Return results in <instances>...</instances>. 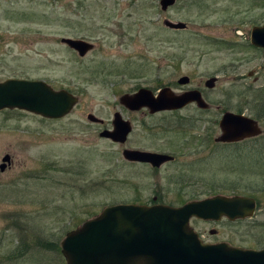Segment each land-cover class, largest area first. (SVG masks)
I'll use <instances>...</instances> for the list:
<instances>
[{"label":"rangeland","instance_id":"rangeland-1","mask_svg":"<svg viewBox=\"0 0 264 264\" xmlns=\"http://www.w3.org/2000/svg\"><path fill=\"white\" fill-rule=\"evenodd\" d=\"M248 2L177 0L164 12L160 0H0V79H42L78 98L60 120L20 110L0 113V165L6 155L13 160L0 170V264H66L60 245L68 233L106 207L150 204L159 195L176 204L214 191L260 197L262 205L253 219L234 225L225 220L193 224L207 241L260 243L255 237L263 230L264 189L250 188L260 180L248 176L241 147L215 144L214 138L221 135V108L148 117L124 113L133 125L130 147L162 148L167 137L179 144L183 138L192 140L183 149L191 154L180 155L176 164L159 171L126 162L120 146L100 137L106 126L111 128L121 96L140 88L157 93L163 87L179 92L196 86L199 71L217 59L210 55L202 64L195 63L211 51L212 38L206 35L217 33L214 25ZM166 20L183 22L187 29H168ZM62 38L83 39L95 48L81 58ZM178 57L187 58L180 63ZM222 59L219 68L230 57ZM251 68L250 63L242 70ZM187 77L189 84L180 83ZM260 78L223 81L218 93L225 89L228 95L219 100L227 110L259 119L264 75ZM89 114L105 125L90 123ZM200 136L212 141L195 154ZM21 253L17 261L11 258Z\"/></svg>","mask_w":264,"mask_h":264},{"label":"water","instance_id":"water-1","mask_svg":"<svg viewBox=\"0 0 264 264\" xmlns=\"http://www.w3.org/2000/svg\"><path fill=\"white\" fill-rule=\"evenodd\" d=\"M177 0H161L166 12ZM171 30L187 29L183 22L166 20ZM260 30L253 32V41L259 42ZM62 43L85 57L95 46L82 39L63 38ZM188 78H183L184 84ZM212 82V81H211ZM121 103L132 110L147 107L155 114L179 110L196 102L200 108L209 105L197 92L181 96L170 88H164L158 96L148 89H140L134 95H124ZM78 98L66 90H55L44 81L10 80L0 83V111L19 109L47 119L67 116L77 104ZM89 121L101 123L95 115ZM256 123L241 115L227 113L220 123L222 135L217 142L231 143L258 135ZM114 131H104L101 136L115 143H125L132 132L131 124L120 115L114 121ZM124 158L131 162L149 163L161 167L173 160L167 155L127 150ZM0 170H6L11 156L6 155ZM256 210L254 200L241 197L216 196L182 207L144 206L120 204L106 207L94 219L87 220L80 228L67 234L61 243L67 264H264V250L253 251L233 248L228 244H205L190 226L193 217L215 220L251 218Z\"/></svg>","mask_w":264,"mask_h":264},{"label":"flooded vegetation","instance_id":"flooded-vegetation-1","mask_svg":"<svg viewBox=\"0 0 264 264\" xmlns=\"http://www.w3.org/2000/svg\"><path fill=\"white\" fill-rule=\"evenodd\" d=\"M248 1L249 2L247 4L246 8H243L240 10L237 9L236 11L230 10V12L226 10V15L228 14V12H229V14L223 20L224 23L214 25L213 31H216L217 33H214L211 35H206V36H211L210 38H212V39L209 40L208 42L210 43L212 48H215V49L211 48L210 52H203L204 55H200L199 58L197 60H195V63H201V62L203 63L204 62L203 59L207 58L210 55L214 56L217 59H213V60L207 62V68H206L207 70L199 71L201 79L197 83L196 86H191V87H187V88L183 87V88H181L182 90H180L179 92H175L173 90V88H170V87H163V88L159 89L157 93H154L152 91L155 96H157L159 94L160 90H162L164 88H170L171 91L175 95H178V96H181V95L189 93V92H197L200 94L201 98L209 105L208 108H206V109L200 108L197 103L192 102V103L186 105L184 108L179 109V110L163 111V112H158V113L153 114V113H151V111L147 107L141 108L140 110H132L129 107H127L126 105H124L123 103H121V101L119 100L121 106H120V109L118 111L114 112V114H113V121H112L111 128L106 126L102 130L101 133H103L104 131H114L115 130L114 121L116 120L117 115H120V117L122 118L123 121L131 124L132 132H133L132 121L127 120L125 118L126 115L124 113H127L130 117L135 116V115H140L142 117H148L149 115L154 116V115L163 114V113L174 114L176 112H182V111H185V110L190 109V108H196L201 113H207L208 110L211 107H213V105H214V107H217L218 109L221 108V110H219V111H222V113L219 114L220 115L219 117H221V118L218 122V125H220V121L226 113H233L236 115H242L246 118L251 119L252 121H254L256 123L254 126H256L258 129V132H259L258 135L249 136V137H247L241 141L231 142V143L217 142V140L220 138V136H219L217 138H214V142L216 145H223L225 147L226 146H228V147L237 146L238 148L241 147L240 151H245V153L240 154L239 156L243 157L244 164L248 165V176L253 175V176H256L260 180V183L249 185L250 188L258 186V187H261L264 189V102L260 105L261 108H260L259 117H258L259 119H255V118L250 117V116H248L242 112H235L232 110H227L228 108H225L222 101L219 100L220 98L224 99L223 96L225 94H226L225 96L228 95V93H226L227 91H225V89H223L218 93V88L223 81H231V80L242 81L245 79L252 78L256 82L258 80L261 81L260 77L262 75H264V0H248ZM235 19L237 21V22H235L236 24L234 23ZM255 30H260L259 41H258L259 43L258 44H255V42L253 41V32ZM233 32H234V34H232ZM250 54H252V56L249 59L248 56ZM218 55H219V57H218ZM223 56H229L230 59H228L229 63H223L221 65V67H222V70H221L220 69L221 67L219 68L220 61L221 60L225 61V59H222ZM178 58H179L178 60L180 63H182V62L184 63L185 59L187 57H178ZM250 63L252 64L251 69L242 70L245 66H248ZM244 71H245V73H244ZM187 78H188V80L185 83L189 84L190 79H189V77H187ZM11 79H13V80H25L26 78L19 76V75H15V76H11V77H6L3 80L0 79V82L3 83V82H6L8 80H11ZM34 80H41V79H34ZM261 89L264 90V85L261 86ZM125 95H129V94H125ZM121 97H120V99H121ZM7 110L8 109L2 110V111H0V113L7 111ZM89 115H91V114H89ZM89 115H88V117H89ZM98 119L101 120L102 122L101 123H97V122L94 123V122L89 121V119H88V121L92 124L104 126L105 121H103L100 118H98ZM183 120H185V119H183ZM101 133H100L101 138L111 141L110 139L102 137ZM130 134H129L127 141L125 143H114L112 141L111 142L121 147V155H122L123 159L126 162H129L131 164H139L140 166H149L150 168L159 171L160 169L168 166L169 164H172V165L176 164V162L179 159H182L181 156H186V155L191 154V152H184L183 151V149L189 145V143H190L189 141H192V140H189V138H183L181 140V137H180V140L182 142L179 144V142H171V139L169 137H167V138H165L167 140V146L162 147V148H159V147L154 148V147L139 146V145L130 147L128 145L129 140L131 138ZM211 141H212V138L210 136L198 137L196 142H195L196 148L194 147L196 149L195 154H197L201 150L202 147L206 146ZM127 150L149 152V153H155V154H159V155H167V156L173 157V160L164 163L161 167H153L149 163L131 162V161L126 160L124 158V153ZM247 151L249 152L248 158H246L244 156V155H246ZM12 162H13V160L11 158V163H8V165L11 166ZM241 176L243 178V177L247 176V174L241 175ZM249 186H248V188H249ZM219 195L225 196V197L242 196V197H246V198L254 200L256 203V212L254 214V217L256 216L257 212L259 211V209L261 208V205H262V201H261L260 197H257V196L237 195V194L228 195V194L217 193V191H214V193L211 195L205 194L204 197H194V198H190V199H185L180 204L166 202L165 200H163V197H161L159 195L158 197H155L154 201L151 202L150 204H142V205H147V206L163 205V206L178 208V207H182V206H184L190 202L203 201V200H206L209 198H214V197L219 196ZM177 200H178V197H177ZM178 201H180V200H178ZM253 218H250V219H253ZM223 220H225L226 223L234 225V224L242 223V222H244V220H247V219H237V220L233 221V220H230L229 218L221 217L219 219L208 221V220L193 217L190 220V224L193 227V229L199 234V236L201 237V239L205 243H208V244H228L232 247L246 249V250H262V249H264V244H263V242H264V224H262L263 226H261L263 230L261 232H259L255 237V238H258V240L260 242L258 244L259 246L258 245H255V246L245 245L242 242L241 243H235L234 240L229 239V238L228 239H214V241H212V240L207 241L206 238L204 237L202 231L197 230L193 226L194 223L200 224V225H207L208 223H220ZM213 232H215V231H213Z\"/></svg>","mask_w":264,"mask_h":264},{"label":"trees","instance_id":"trees-1","mask_svg":"<svg viewBox=\"0 0 264 264\" xmlns=\"http://www.w3.org/2000/svg\"><path fill=\"white\" fill-rule=\"evenodd\" d=\"M56 245H58V244H56ZM58 248H59V246H58ZM24 253H21V254H17V256L16 257H11V258H13L14 260H19L20 259V257H22V255H23Z\"/></svg>","mask_w":264,"mask_h":264}]
</instances>
